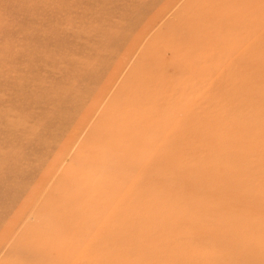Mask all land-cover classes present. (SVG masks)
Returning <instances> with one entry per match:
<instances>
[{
    "label": "rangeland",
    "instance_id": "374dc122",
    "mask_svg": "<svg viewBox=\"0 0 264 264\" xmlns=\"http://www.w3.org/2000/svg\"><path fill=\"white\" fill-rule=\"evenodd\" d=\"M260 53L264 0H0V264H208L205 229L159 228L201 207L259 231ZM147 149L148 187L115 184ZM211 172L242 200L192 187Z\"/></svg>",
    "mask_w": 264,
    "mask_h": 264
},
{
    "label": "bare ground",
    "instance_id": "6f19581e",
    "mask_svg": "<svg viewBox=\"0 0 264 264\" xmlns=\"http://www.w3.org/2000/svg\"><path fill=\"white\" fill-rule=\"evenodd\" d=\"M164 5V4H163ZM261 9V7H260ZM258 9V11L260 10ZM230 18V17H229ZM201 46V45H200ZM193 47V46H192ZM197 48L198 47H193ZM260 53L259 55H261ZM252 56V57H250ZM231 62V61H230ZM229 62V63H230ZM244 62H248L251 66H254L258 63V60L256 59L255 54L254 55H245L243 60H241L239 63L242 64ZM232 63V62H231ZM230 63V64H231ZM251 75L254 77V81L252 82L251 91L256 90V87L258 86V92L262 89H264V56L263 54L260 56V62L257 64V66L252 70ZM254 94V93H253ZM235 96L239 97L237 92L235 91ZM244 94L241 96L243 98ZM237 128L243 132H247L243 126L237 125ZM264 136V134L262 135ZM254 137L253 135H248V138ZM205 141V140H204ZM255 142V141H254ZM241 143V142H238ZM224 146L225 143H224ZM256 146V150L260 151L258 154H264V152H261L259 147L262 148L261 145ZM241 148V147H240ZM210 149V148H209ZM250 149V148H249ZM240 149L239 151L241 152ZM213 151V150H212ZM211 151V152H212ZM155 153L152 152V154ZM137 155H133L134 161L132 165H129L127 167L119 166L117 168V173L115 174L116 182L115 184H118L120 187H127V184L131 181H137V182H144V187H148L146 182V178L144 177L145 174L150 173L151 169L154 171L159 169V165H155L152 163L151 159V149H147L143 152H136ZM212 156V155H211ZM264 155H262L263 157ZM117 159V157L113 156L112 160ZM213 159V158H211ZM140 160V162H138ZM214 163V162H213ZM263 163V162H262ZM145 164V165H144ZM214 165V164H213ZM119 169L121 172L119 173ZM216 169V168H215ZM141 170V171H140ZM174 170V169H172ZM217 171V169H216ZM112 172V171H111ZM218 172V171H217ZM79 174V173H78ZM114 172H112V175ZM167 174H170L172 178L175 180H179V182L183 179H185V176L179 175L177 172L172 173H165V176L167 177ZM83 176V175H82ZM136 176V177H134ZM197 181L192 187L201 186L206 187L207 184L213 185V193L218 192L220 193L221 197H217V204L219 205L221 201L223 202V205L227 203V200L230 198L240 199L242 198L234 192L231 187L226 184L222 183L217 175V173H210L207 175H199L196 177ZM93 184L97 186V188H102L101 191H103V183L100 182V177L96 175L94 177ZM165 180V177L162 178ZM189 179L183 180L180 185H183L184 183H188ZM167 183V179H166ZM128 188V187H127ZM188 188V187H187ZM129 189V188H128ZM132 189V185L130 184V189ZM132 191V190H131ZM141 194L143 195V192L141 191ZM116 197V196H115ZM79 209V208H78ZM77 209V210H78ZM105 212V209L103 210ZM108 211V210H107ZM55 213V212H54ZM54 215V214H52ZM57 215V213H56ZM72 215V214H71ZM190 219H187L183 222L177 223L176 226L179 224H182L181 227L184 229V234L182 235V232L180 230H173L171 228H164L166 231L170 234L175 235L177 232L184 237L188 242L191 243V245L195 244L198 239H202L199 236V233L201 229H205V233L207 235L208 243H212L214 241L219 242L222 247L220 248V251H215L214 249L207 250V262L208 264H264V221H261L257 219V222L260 224L262 228H260L259 231H255L249 227L246 229V226H244L245 219L241 218L240 216L238 218H235L233 215H231L230 212L224 211L221 212L219 210L211 209V207H201L199 209L197 214H192L190 212ZM81 219V218H80ZM83 222V220L81 219ZM253 221V220H250ZM161 224H164L167 222L166 219H163L160 221ZM75 223H80L76 219H73L69 216V219L67 221V225H72ZM198 225H197V224ZM223 225L228 227L226 231L223 229ZM207 226L210 227L207 229ZM68 227V226H67ZM84 227V226H83ZM180 227V226H179ZM92 229V228H91ZM211 236L208 238L209 233ZM187 233V234H186ZM229 233H232L231 237L229 236ZM171 236V235H169ZM194 238V239H193ZM236 239H239V241H235ZM162 242L167 243L166 239L158 240L156 244H162ZM225 245V248H223ZM236 245L237 249H233V246ZM210 246V245H207ZM156 247L152 246V249ZM231 249V250H230ZM233 249V250H232ZM134 250H138L135 248ZM54 251H51L50 253L53 255ZM171 256H173L172 253H170ZM184 255L187 257V261H194L195 256H190L189 252L184 253ZM86 262V259L84 260ZM151 264V263H150Z\"/></svg>",
    "mask_w": 264,
    "mask_h": 264
}]
</instances>
